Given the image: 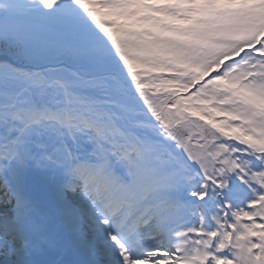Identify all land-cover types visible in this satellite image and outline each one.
<instances>
[{
    "label": "snow or ice",
    "instance_id": "1",
    "mask_svg": "<svg viewBox=\"0 0 264 264\" xmlns=\"http://www.w3.org/2000/svg\"><path fill=\"white\" fill-rule=\"evenodd\" d=\"M0 264H264V0H0Z\"/></svg>",
    "mask_w": 264,
    "mask_h": 264
}]
</instances>
